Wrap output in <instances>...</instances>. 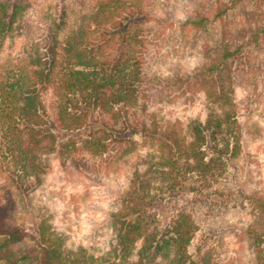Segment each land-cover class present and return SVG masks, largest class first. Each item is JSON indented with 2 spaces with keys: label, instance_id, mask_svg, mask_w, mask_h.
<instances>
[{
  "label": "trees",
  "instance_id": "obj_1",
  "mask_svg": "<svg viewBox=\"0 0 264 264\" xmlns=\"http://www.w3.org/2000/svg\"><path fill=\"white\" fill-rule=\"evenodd\" d=\"M243 1L219 0L217 17L224 20ZM250 1L264 10V0ZM32 8L30 0H0V60L7 44L20 37L27 42L24 60L0 72L3 170L18 189L36 190L51 156L70 157L83 137L85 160L110 156L113 144L130 173L128 185L105 212L108 246L69 244L41 220L37 258L15 256L13 247L27 232L12 221L16 201L0 193V264H212L202 247L191 251L199 213L226 214L245 203L252 221L237 237L252 251L254 263L264 264V192L234 189L226 175L243 149L235 96L251 54L264 47L260 15L249 10L241 26L225 20L222 41L214 49L204 47L202 65L176 66L175 76L165 77L146 73L141 33L147 13L136 3L100 0L86 7L74 28L62 18L63 10L59 21L50 23L45 44L29 41ZM205 19L197 15L183 26L200 28ZM169 86L175 90L168 92ZM197 92L205 96L204 120L183 124L157 108L179 99L192 102ZM62 133L71 136L66 141ZM133 135L140 136L139 147Z\"/></svg>",
  "mask_w": 264,
  "mask_h": 264
},
{
  "label": "rangeland",
  "instance_id": "obj_2",
  "mask_svg": "<svg viewBox=\"0 0 264 264\" xmlns=\"http://www.w3.org/2000/svg\"><path fill=\"white\" fill-rule=\"evenodd\" d=\"M30 1L33 5L30 14L33 29L29 41L45 44L50 23L59 21L63 10L66 15L62 18L68 27L74 28L86 7H93L100 0ZM127 1L136 3L138 9L148 15L141 16L146 17L141 34L146 43L148 76L158 72L171 77L175 76L172 71L176 66H180V70H192L202 65L204 47L214 49L222 41L225 20L231 27L244 25L247 23L246 12L251 10L260 15V22L264 24V10L250 0L236 5L224 20L216 15L219 0ZM222 3L231 4L230 0H222ZM197 15L206 18L200 28L183 26L185 20ZM261 38H264V33ZM25 43V39L20 37L15 43L7 44L0 60V72L6 74L7 70L24 60ZM251 55L250 69L246 76L238 79L243 85H239L235 96L238 121L243 131V149L241 155L227 165L226 175L227 182L234 189L242 186L248 193L260 194L264 192V47ZM166 90L173 92L175 87L169 86ZM183 100L165 102L157 108L183 124L194 119L204 120L207 110L202 92H197L192 102ZM91 118L93 120L94 115ZM62 134L66 141L71 136ZM131 138L139 147L140 136ZM76 142L70 157L51 156L45 181L36 190L23 192L18 189L10 173L3 170L6 166L1 161L0 193L11 195L16 201L12 221L27 232L25 240L13 247L17 258L25 254L33 258L40 256L38 225L41 220L53 226L69 244L108 246L111 233L104 229L105 212L111 209L117 193L128 185L130 167L113 144L110 156H87L89 159L85 160L87 153L81 147L83 137ZM251 221L247 203L245 207L231 208L226 214L213 215L204 209L198 215L199 231L191 251L196 252L198 246L202 247L203 252L212 257V264H255L252 251L237 237V233Z\"/></svg>",
  "mask_w": 264,
  "mask_h": 264
}]
</instances>
